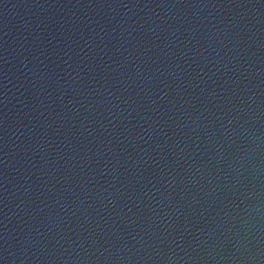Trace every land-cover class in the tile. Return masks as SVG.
Returning a JSON list of instances; mask_svg holds the SVG:
<instances>
[{"label": "water", "instance_id": "95a60500", "mask_svg": "<svg viewBox=\"0 0 264 264\" xmlns=\"http://www.w3.org/2000/svg\"><path fill=\"white\" fill-rule=\"evenodd\" d=\"M0 264H264V0H0Z\"/></svg>", "mask_w": 264, "mask_h": 264}]
</instances>
